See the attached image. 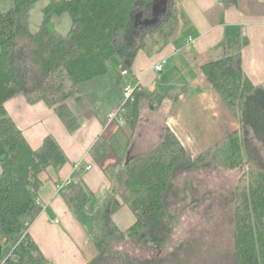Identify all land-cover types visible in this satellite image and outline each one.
Wrapping results in <instances>:
<instances>
[{
  "label": "trees",
  "instance_id": "1",
  "mask_svg": "<svg viewBox=\"0 0 264 264\" xmlns=\"http://www.w3.org/2000/svg\"><path fill=\"white\" fill-rule=\"evenodd\" d=\"M36 1L14 0L10 10L0 12V144L8 155L0 163L3 264H49L30 239L29 229L42 212L38 202L43 185L41 174L69 163L52 135L44 139L41 147L33 149L10 116L6 103L19 95L31 104L44 102L54 107L67 130L75 133L81 123L69 101H75L87 118L96 116L99 102L97 95L84 93L81 86L109 75L108 63L115 57L121 59L123 68L130 70L141 50L159 52L169 43L178 23V0H170L167 17L141 33L136 30V17L152 12L154 0H58L43 9L42 24L34 31L30 9ZM66 14L71 28L63 34L56 22ZM246 45V37L228 38L221 45L224 56L203 67L240 128L196 158L167 128L161 141L148 153L119 168L109 167L106 173L113 187L108 197L100 201L95 214L99 254L91 264H221V249L211 251L209 241H202L205 237L213 238L209 237L210 231L202 232L199 239H185L170 253L163 254L175 231L172 205L191 200V205L187 203L185 207L191 210L198 203L189 181L184 195L175 191L177 177L221 159L230 169L243 164L247 170L244 185L234 191V227L230 236L235 264H264V84L252 83L243 71L242 50ZM172 94L162 96L137 87L117 107L120 112L114 121L136 129L143 102L161 103ZM91 152L101 164L113 150L110 142L100 139ZM61 193L75 214L86 208L91 196L81 182L70 183ZM124 206L136 217L126 231L120 230L113 220ZM129 239L139 247L156 249L162 254L151 260L132 257L117 248V240ZM4 246L12 249L8 257L3 255Z\"/></svg>",
  "mask_w": 264,
  "mask_h": 264
},
{
  "label": "crops",
  "instance_id": "2",
  "mask_svg": "<svg viewBox=\"0 0 264 264\" xmlns=\"http://www.w3.org/2000/svg\"><path fill=\"white\" fill-rule=\"evenodd\" d=\"M13 5L14 0H0V12L10 10ZM176 9V29L169 43L159 52L141 50L130 70L123 68L121 59H117L120 79L131 75L134 90L141 87L162 96L173 93L161 103L158 100L142 103L140 120L143 108H149L146 111L149 115L157 114L164 106L169 108L164 122L156 121L159 114L151 119L148 135L138 131L139 124L133 129L125 123L109 120L113 110L107 117L100 116L98 113L103 107L100 96L97 114L92 118L85 117L75 101H69L71 110L81 123L75 133H70L55 108L44 102L31 104L24 95H19L6 103L10 116L33 149L41 147L44 139L52 135L69 158V163L61 169L49 168L41 174L43 185L38 193V202L42 212L29 229L30 239L49 264H91L98 257L95 214L100 209V201L108 197L113 187L106 173L109 167L119 168L132 158L148 153L161 141L167 128L194 158L240 128L238 119L203 71L205 65L224 56L221 45L228 38L246 37L247 45L242 50L243 71L252 83L264 84V0H234L229 3L224 0H178ZM150 18L151 12L137 15L138 33L154 27L148 25ZM40 23L41 17H37L34 25L30 16L32 30L39 29ZM114 60L111 59L108 65ZM161 62H164L163 70L158 72L155 67ZM109 69L114 78L111 65ZM125 100L126 95L114 102V110ZM100 139L110 142L113 150L101 164L91 152ZM143 145L146 153L139 155ZM88 167L91 169L87 170ZM72 182H81L91 193L88 205L79 214L70 210L61 193ZM113 220L120 230L126 231L136 222V217L128 206H124ZM131 245L135 248L137 244ZM149 250L151 255L134 252L130 255L151 260L162 254L156 249Z\"/></svg>",
  "mask_w": 264,
  "mask_h": 264
},
{
  "label": "rangeland",
  "instance_id": "3",
  "mask_svg": "<svg viewBox=\"0 0 264 264\" xmlns=\"http://www.w3.org/2000/svg\"><path fill=\"white\" fill-rule=\"evenodd\" d=\"M48 1L55 2L58 0H37L31 7L30 16L32 17V24L35 25L37 17L38 19L41 17L42 22L43 9L49 4L47 3ZM165 17H167V13L162 15L160 20ZM40 25L41 23L39 26ZM56 28L63 34H67L70 31L71 21L67 14L57 20ZM151 28L152 27L148 30ZM145 30L147 31V29ZM117 59L118 57H115V60L109 64L111 65V71L114 78L109 74L106 77L97 78L96 80L90 83H85L81 86V90L84 93H93L101 97V104L103 107L98 113L100 116L105 115V117H107L109 111L113 110L112 113L115 112L116 110H114L113 107L114 102H117L121 97L123 99L125 98L124 88H126L128 84L131 87H134V81L131 75L120 79L121 71L119 70ZM146 111L148 112L149 108H146V110L144 108L142 109L143 115L138 128V131L143 132L144 135L149 134L152 127L151 119H154L157 114L159 115L157 116L156 121L164 122L166 120L167 114H169V108L168 106H164L157 114L153 115H149ZM147 140L145 143H147ZM145 148V145L141 146L138 154L142 155L146 153ZM7 157L6 150L3 145L0 144V163ZM246 171L247 170L243 164L236 169H230L225 161L221 159L219 162H215V164L210 166L193 169L184 174H180L176 179L175 191L180 193L181 196L184 195L185 184L189 181L194 199H196L198 203L194 208H191V210H185V207H187L186 204L192 202L191 200L186 204L179 201L177 205H172V213L176 216L174 221V224H176L175 231L170 243L164 248L165 252H163V254L170 253L185 239H199L201 238L200 236L202 232L210 231L209 237L213 238H206L204 236L205 238H203L202 241H209L211 251L213 250L212 248L221 249V254L223 255L220 258L221 264H235L230 236L234 227V208L236 204V194L234 191L241 184L244 185ZM189 205H191V203ZM132 243H135V241L131 239L117 240V248H122L129 253L152 254V251L149 250L150 248H139L137 245L134 248L131 245ZM213 253H215V251H213ZM10 254L11 247L4 246L3 255L8 257Z\"/></svg>",
  "mask_w": 264,
  "mask_h": 264
},
{
  "label": "water",
  "instance_id": "4",
  "mask_svg": "<svg viewBox=\"0 0 264 264\" xmlns=\"http://www.w3.org/2000/svg\"><path fill=\"white\" fill-rule=\"evenodd\" d=\"M168 11V0H162L161 2H157L154 0L152 14L154 19H152L153 26H156L160 22V17L167 13ZM149 25V24H148Z\"/></svg>",
  "mask_w": 264,
  "mask_h": 264
},
{
  "label": "built area",
  "instance_id": "5",
  "mask_svg": "<svg viewBox=\"0 0 264 264\" xmlns=\"http://www.w3.org/2000/svg\"><path fill=\"white\" fill-rule=\"evenodd\" d=\"M163 63L164 62H161L160 64H158L155 67V70L158 71V72H162ZM133 92H134V89L130 85L126 86L125 95H126L127 98H129L133 94ZM119 112H120L119 109H116L115 112H113L111 115H109V120L114 121L118 117ZM90 169H91V167L87 168V170H90ZM0 264H3V263H0Z\"/></svg>",
  "mask_w": 264,
  "mask_h": 264
},
{
  "label": "flooded vegetation",
  "instance_id": "6",
  "mask_svg": "<svg viewBox=\"0 0 264 264\" xmlns=\"http://www.w3.org/2000/svg\"><path fill=\"white\" fill-rule=\"evenodd\" d=\"M156 1H157V2H161L162 0H156ZM152 19H154V17H153V14H152V12H151V18L148 20V24H149V25H153L152 22H151Z\"/></svg>",
  "mask_w": 264,
  "mask_h": 264
}]
</instances>
